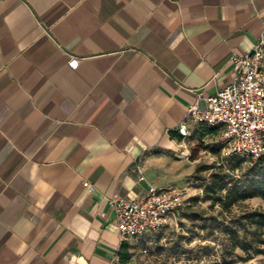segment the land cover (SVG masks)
<instances>
[{"label":"crops","instance_id":"crops-1","mask_svg":"<svg viewBox=\"0 0 264 264\" xmlns=\"http://www.w3.org/2000/svg\"><path fill=\"white\" fill-rule=\"evenodd\" d=\"M260 40L264 0H0V264L137 253L149 234L122 242L108 199L185 185L222 148L178 124Z\"/></svg>","mask_w":264,"mask_h":264},{"label":"built area","instance_id":"built-area-1","mask_svg":"<svg viewBox=\"0 0 264 264\" xmlns=\"http://www.w3.org/2000/svg\"><path fill=\"white\" fill-rule=\"evenodd\" d=\"M264 40L243 55L233 54L231 60L238 77L216 94L204 99V105L192 104L178 124L182 138L189 137L187 121L218 126L219 142L228 154L256 161L264 156ZM72 57L68 65L78 66ZM139 173L140 169L137 168ZM143 179V176H140ZM92 191V186L83 181ZM185 191L176 187L157 188L150 185L145 194L135 197L113 195L108 199L115 214L118 236L122 242L140 241L154 231L177 226L185 209ZM142 253L147 250L141 249ZM107 264H141L138 253L123 261L113 256Z\"/></svg>","mask_w":264,"mask_h":264},{"label":"rangeland","instance_id":"rangeland-1","mask_svg":"<svg viewBox=\"0 0 264 264\" xmlns=\"http://www.w3.org/2000/svg\"><path fill=\"white\" fill-rule=\"evenodd\" d=\"M209 150L211 153L186 175L185 185L173 186L185 191L187 215L180 216L177 226L149 233L148 243L135 244L147 250L137 251L141 264H264V255L233 248L229 237L230 231L236 230L239 240H252V247L256 246L252 237L241 231L237 216L243 210L264 209V165L228 154L223 145ZM217 180L226 183V188L256 195L239 199L230 212H224L213 201L224 192H211V183ZM262 234L264 237V229Z\"/></svg>","mask_w":264,"mask_h":264},{"label":"trees","instance_id":"trees-1","mask_svg":"<svg viewBox=\"0 0 264 264\" xmlns=\"http://www.w3.org/2000/svg\"><path fill=\"white\" fill-rule=\"evenodd\" d=\"M255 162H258L260 164L264 165V156L260 159L256 160ZM211 192L213 194L215 193H223L220 196H217V198H213V201H216L220 204L222 210L224 212H230L231 207L239 201V199H244L250 196L256 195V192H253L252 194L245 195L243 193H239L237 191H234L232 188H226V183L213 181L211 183ZM263 195L264 193L261 192ZM189 203V201H186V205ZM185 205V208H186ZM187 213L185 212V209L181 213L180 216H186ZM237 222L238 225L241 227V231L244 233L245 236L250 235L255 241L256 246L252 247V240H248L246 238H243L242 240L238 239V234L236 230L230 231V241L231 246L233 248L239 247L244 252H249L251 249H253V254L255 255H264V237L262 234V229H264V209H250V210H243L239 216H237ZM124 247V245H123ZM120 259L125 261L128 258V254L125 251H120Z\"/></svg>","mask_w":264,"mask_h":264}]
</instances>
